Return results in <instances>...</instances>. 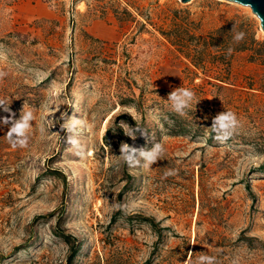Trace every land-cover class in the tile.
Here are the masks:
<instances>
[{
  "label": "rangeland",
  "instance_id": "obj_1",
  "mask_svg": "<svg viewBox=\"0 0 264 264\" xmlns=\"http://www.w3.org/2000/svg\"><path fill=\"white\" fill-rule=\"evenodd\" d=\"M244 19L263 41L248 7L221 0H0V98L17 119L35 115L26 148L0 124V264H66L57 231L78 246L70 264H264V65L242 52L225 70L215 51L193 53ZM179 87L199 101L184 117L167 101ZM223 111L241 126L207 141ZM169 112L190 132L170 135ZM64 113L85 122L82 150ZM128 119L148 135L126 136ZM151 137L165 148L151 169L117 163L121 143Z\"/></svg>",
  "mask_w": 264,
  "mask_h": 264
},
{
  "label": "clouds",
  "instance_id": "obj_2",
  "mask_svg": "<svg viewBox=\"0 0 264 264\" xmlns=\"http://www.w3.org/2000/svg\"><path fill=\"white\" fill-rule=\"evenodd\" d=\"M236 43L241 42L244 39L243 32H236L233 36ZM232 49L228 52L231 54ZM7 73L0 71V79H3ZM167 101L170 102L171 110L176 114L184 117L187 116L188 111L192 108L193 104L199 101L196 100V94L193 90L185 87H179L174 89L168 94ZM0 108L3 112L8 113L7 116L0 117V124L10 125L9 130L6 134V139L13 148H26L29 145L30 133L32 129V122L35 119L34 110L28 108H22L20 116L17 119L16 114L13 113L9 107V104L5 99L0 98ZM63 120L60 128L67 134L65 139L68 145L72 148L82 150L80 144L79 129L85 127V122L80 118H76L75 115L68 116L64 113L61 117ZM158 118V116H157ZM121 128L126 136L131 139H136L137 132L147 136L148 132L142 127H130L128 124L121 122ZM241 126V122L237 117V114L233 111H223L215 115L212 119L211 130L215 133V139L218 142L224 143L229 140ZM42 132L45 129H41ZM151 148H137L128 143H121L120 155L117 163L123 162L128 167L136 168L140 167L144 170H149L159 160L162 159L165 153L164 145L160 142L153 141L152 137ZM166 176L175 175V170L169 169ZM118 209H123L124 205H116ZM196 264H217L215 256H209L207 254H201L196 259Z\"/></svg>",
  "mask_w": 264,
  "mask_h": 264
},
{
  "label": "trees",
  "instance_id": "obj_3",
  "mask_svg": "<svg viewBox=\"0 0 264 264\" xmlns=\"http://www.w3.org/2000/svg\"><path fill=\"white\" fill-rule=\"evenodd\" d=\"M236 32H243L244 33V39L236 43L233 39V36ZM200 47H195L193 49V53L196 56H204L207 51H215L218 53V57L220 58L221 65L225 68V70L229 69V64L231 61L232 56L235 53H242L247 52L249 54V61L250 62H258L262 65H264V40L263 41H257L255 39V32L251 31V24L248 22L247 19H244L240 22V24H237L235 21L230 20L227 22L225 26H222L215 30L214 32L209 33L208 39L203 40L202 44H200ZM232 49L231 54H229L228 50ZM188 56V55H187ZM200 62V61H199ZM198 61H193V65L198 68L201 67V63ZM223 82V81H222ZM166 118H172L174 120L173 125L169 127L164 121V127L167 130V132L172 135H184L186 133H189L188 127L184 124V122L178 117H176L175 113L169 112L166 113ZM122 115H118L115 118V121L118 119H123ZM129 124L133 128H135V123L128 119ZM141 127V126H140ZM119 128V127H118ZM120 129V128H119ZM119 134H122L120 131ZM213 132L211 128L209 129L207 133V141H210V139L213 138ZM130 145V141H127ZM264 168V165L263 167ZM264 170V169H261ZM126 189H122L118 195H117V203L120 204V199L122 194L125 192ZM58 225V221H57ZM152 226V225H151ZM58 236H61L65 243L68 245L69 248V254L66 259V264H70L72 258L75 256L78 250V246L75 244V240L70 237L69 235H64L62 232H55ZM243 240H246L248 243L251 241H257L254 238H245L242 237Z\"/></svg>",
  "mask_w": 264,
  "mask_h": 264
},
{
  "label": "water",
  "instance_id": "obj_4",
  "mask_svg": "<svg viewBox=\"0 0 264 264\" xmlns=\"http://www.w3.org/2000/svg\"><path fill=\"white\" fill-rule=\"evenodd\" d=\"M181 3H187L190 0H179ZM248 7L251 13L258 19L260 30L264 33V0H224Z\"/></svg>",
  "mask_w": 264,
  "mask_h": 264
},
{
  "label": "bare ground",
  "instance_id": "obj_5",
  "mask_svg": "<svg viewBox=\"0 0 264 264\" xmlns=\"http://www.w3.org/2000/svg\"><path fill=\"white\" fill-rule=\"evenodd\" d=\"M221 1H224V0H221Z\"/></svg>",
  "mask_w": 264,
  "mask_h": 264
}]
</instances>
